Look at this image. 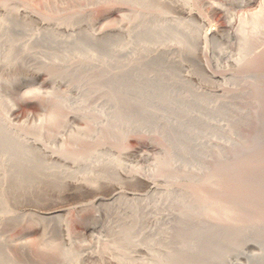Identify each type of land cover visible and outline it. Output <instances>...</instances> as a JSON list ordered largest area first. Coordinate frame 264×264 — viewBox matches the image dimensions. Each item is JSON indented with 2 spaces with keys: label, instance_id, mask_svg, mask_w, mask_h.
Returning a JSON list of instances; mask_svg holds the SVG:
<instances>
[{
  "label": "bare ground",
  "instance_id": "obj_1",
  "mask_svg": "<svg viewBox=\"0 0 264 264\" xmlns=\"http://www.w3.org/2000/svg\"><path fill=\"white\" fill-rule=\"evenodd\" d=\"M132 1L135 3H132ZM132 1L130 5H128L129 3H124L127 4L125 7L122 5L121 11L124 14L118 21H112L115 26L110 24L109 28L107 26V28H101L98 22L95 21L89 24V30L84 32L81 31L82 28L80 26H73L74 16L62 19L58 24L52 23L45 18L42 11L40 13V11L34 10L38 6L34 3L33 5L36 7L33 6V10H29L30 6L26 10H20V13L26 19L28 17L31 18L27 20H35L40 23L41 33L22 40H15L7 34L11 29L12 13L14 14V11L10 10L14 9L9 8L5 11V15H12L11 18L8 16L0 17V67L8 70L12 68V63L23 62V53L35 44L32 47L36 46L38 50L35 49V54L33 56L29 54V57H32L30 62L36 64L32 67L34 79L42 81L39 87L29 80L18 84L17 82H0V145L9 147L11 149L9 152L12 155H16V157L22 156L24 159V155L27 156L32 153L29 148H37L42 154L44 153L43 156L48 154L50 161L52 158V162H60L61 165L62 163L66 164V169L75 173L79 172V174L86 167L92 168L90 170L97 169L100 173L102 171L101 174H105L108 169L118 170L119 172L123 169L122 176L125 175L124 177H128V179L140 177L144 182L152 186V190L148 194H132L134 196L129 200L131 204L128 203L130 205H127L125 203L126 206L136 208L137 205H144V207L154 205L156 208L169 209L171 212V214L169 213L170 215L166 213L169 215L165 217L166 219H162L163 216L160 218L162 213L157 218L159 213H156L157 219H155V223L147 224L148 222L142 217L133 218L131 214L129 215V211L125 213L128 209L125 208V211H122L124 212L123 217L125 218V216L129 215L132 218L128 219V216L122 220L119 218L121 212L117 210V205L123 199V196L121 195L122 192H116L111 199H107L109 203H102L100 199V206L98 207L101 209L98 210L99 213H95L88 218L86 229L83 233L81 231L79 235L71 230L69 226L71 224L67 221L65 222L66 219L63 220L61 218L64 217L60 216L62 213L60 214L59 212L58 214L59 208L57 211L41 218L39 217L41 224H38V232H40L39 234L42 233L40 237L45 233L47 234L45 231L46 227L44 228L46 226L44 223L46 222L42 226V220L48 219L52 221L58 218L61 223H66V225H63L67 226V239L70 243L65 252V257L69 264H86L89 261L97 264H101L100 262H107L108 264H171L158 259L155 261L157 255L152 249V242L155 240L157 230L162 233L159 235H163V238L169 237L172 220L175 219V213L178 211L182 213L188 212L190 215L188 217L197 220L196 222H201L205 229L211 227L209 230H212L214 228L212 226H216L217 229L215 227V231L218 229L238 230V232L249 231L264 225V158L260 157V155L259 163L253 160L239 161L241 156L252 152L250 150L251 146L246 144V139L238 138L233 132L235 122L245 121L244 123L247 124L250 115L249 110L244 105L235 106L237 104V102L233 101L235 97L248 96L252 90L258 89L259 86L264 87V71H262L263 69L261 71L258 70L262 64L257 66L264 59V0L261 6L259 5L260 8L252 12L250 10L239 16L238 14L236 15V10L234 11V9L241 8V11H245L243 7L247 0H239L237 3L231 4L226 3L225 0H201L200 2L197 0L196 2L193 0H169L170 4L190 16L189 20L184 21L165 15L161 9L157 10L154 7L155 3L149 2V0H143L144 2L139 3L135 0ZM203 1H205L206 5H210L211 10L214 12L221 11L225 14L228 20L227 27L221 25L222 28L217 26L220 29L203 31L202 28L191 22L193 19H198L200 23L205 21L206 15L203 14L204 10H202V6L205 5ZM166 4L168 5V2ZM79 5L82 6V4ZM131 6L133 7L131 8ZM210 7L208 8L209 10ZM127 29H129L128 33L131 31L132 34H130L134 36V39L137 36L135 39L137 42L140 40H138L139 35L142 36L144 34V39L150 38L148 43L152 46L154 44L152 43L153 39L154 41L157 39L159 42V39L163 38L162 40L165 43L162 42V44L164 43L162 47H167V50L161 49L157 42L154 45L156 47L159 46L162 51L156 47L150 48L151 52L154 53L156 51L154 54L150 53V56L155 55V58H159L161 53L165 56L171 55L170 53L174 52L172 48L174 49L175 47L177 48L176 50L180 51L175 54H183L187 48L189 49V43L195 44L197 41L208 45L207 42L211 39L213 40L217 34H220L219 32L224 33V37L226 34H232L238 38L235 39L237 43L239 41V53L234 52L237 57H232L235 55H231L233 53L229 54L230 47L224 46V48L229 50L222 48L216 54L213 53V57L209 56L211 59L214 58L212 61L214 60L213 62L216 65L221 61L226 62L224 64L229 63V66L230 64L234 65V69H231V71L233 70L232 72L229 70V73H222L219 68L217 73L213 71L215 68L212 69L210 65L212 61H209L211 59L208 60V55L211 51L206 48L204 50L203 47L204 51H202L205 52V57L202 56L199 59V63L205 73V77L207 78L208 75L210 81L216 82L215 87H213V89L215 88L214 91L212 90L211 93L206 90H195L196 101L194 102H187V98L178 94V97H180L178 99L179 105L176 108H172L173 105L175 107L174 97L167 96L158 99L129 98L125 97L122 90L123 85H125L124 82L126 80L128 82V78H133V81L140 83H152L160 79L161 75L168 73V71L165 73L166 70L163 71V68H160L161 65L159 67L147 66L148 64L139 66V64L152 62L140 59L138 56H125L127 58L124 63H127V67L114 68L110 65H105L107 63L102 62L105 58L96 53L87 51L84 54L77 53L79 54L77 55L67 51V48L81 38L99 44L104 42L103 38H108L113 34L125 37L123 34L127 32ZM157 34H159V38L155 37ZM221 35L216 36V39ZM126 37L125 40H127ZM133 41L132 39L128 42L125 41L127 43H125V46L128 45L126 46L127 49L129 45L133 44ZM48 42L62 46V53L60 55H48L49 58L46 55L47 59H43L41 49L38 46L42 48ZM36 43L40 44L37 46ZM134 43L137 45L135 41ZM209 43L211 44V41ZM235 44L236 42H233V45ZM137 46L136 49H138ZM17 48L18 51L20 49L19 52ZM130 48L133 49V46L131 45ZM113 52L116 53L113 56L112 53L110 54L109 58L111 59L123 52V48L113 50ZM203 52L202 54H204ZM18 53L22 58L20 59L19 57V60H16L14 55L17 56ZM56 57L61 61V64L55 62L58 60H55ZM128 57L129 60H127ZM101 59L103 60L100 61ZM106 61L111 62L113 60L110 61L108 59ZM172 62L182 64L180 59H172ZM63 63H66V65ZM263 67L264 65L260 68ZM178 68L182 71H180L182 73V75L180 74L181 77L179 75L177 77L174 74L171 75L172 73L165 76V80L170 81L164 83L166 86H172L171 90L175 87L174 85L182 82L179 78H196L194 73H190L185 66H178ZM132 71H139L140 74H135L132 78L128 77L129 72ZM184 72L187 74H183ZM197 77L200 78V75L198 74ZM205 77L203 79L201 76L206 81ZM202 79H199V81ZM210 84L213 83L210 82ZM20 90H24L25 94L30 97L39 99V108L37 110L24 115L19 112L15 96ZM164 90L165 92L162 93L169 94V91H171L167 87ZM261 104L264 105V91L260 99ZM227 109L230 111L227 112ZM191 121H194L192 123H195V127H193L194 133L189 134V138L195 140L193 143L195 144L194 156L196 157V162L188 159V152L190 151L183 143H175L171 147L159 143L155 144L154 147L156 148L154 149L153 147V150H151V147L149 148L150 150H146L143 149L144 147L133 149V146H129V143L133 141V136L132 140L130 138L131 133L143 124L153 127V129L160 131L164 135L174 125L183 126ZM261 122H264V120H261ZM73 144L79 145L78 148L72 147ZM212 151L216 152L218 158L228 153H233L235 157L239 156V159L230 164H222L223 166L214 173L210 165H204L202 164L203 161H201L208 158ZM131 156L133 158L139 156L141 164L148 167L152 175H144L141 170L143 168L141 167L142 165L138 163L140 168L135 165L137 163L133 164L132 158L130 159ZM139 157L134 159H139ZM23 158L20 157L19 159ZM11 159L13 160L14 158ZM6 160L3 161L0 158V163L6 162ZM56 162L55 164H57ZM5 164L0 170L7 172V168H9L7 165L11 164ZM62 168L64 169V167ZM90 170L88 169L89 173ZM113 170L111 173H113ZM65 171H63L64 174ZM103 171L105 172L103 173ZM88 172L85 171L83 173L88 174ZM84 174L82 175L83 177L80 175V179L77 177L78 180L75 181L79 185L88 184L86 185L87 190L92 183H89L91 179L84 177ZM120 185L114 186L113 184V188L118 191L117 189L120 190L122 187ZM194 185H200L201 187V189L199 187L198 189L195 188L196 190H201L197 195L193 191ZM86 192L87 194L89 193L88 191ZM82 193H84V190ZM123 194L125 193L123 192ZM125 198L130 197L127 195ZM140 208L144 211L141 206L138 209ZM1 210L4 209L2 208ZM151 211H153V208H151ZM138 212L142 211L139 210ZM138 212L134 213L135 216ZM130 213H133V211L130 210ZM143 213H138V216ZM3 214L4 212L1 215ZM144 214L146 215L147 213ZM245 214L250 215V217H246ZM52 222L55 223V221ZM55 228L57 227L55 226ZM152 231L153 234L151 233ZM213 232L211 231V234ZM45 236L43 237L45 238ZM37 237L39 236L36 235V241L38 242L40 238ZM43 237L41 240H43ZM87 237L92 238L93 241L91 242L90 240L91 243L81 246L78 243V239ZM26 239H8L7 243L11 247H17V250L21 246L24 248L29 247L27 249L32 256L40 254L42 250L40 243L34 242L35 239L33 238V240L31 238L28 240L29 237ZM120 241H123L122 245L119 244ZM14 249L12 248L11 250L12 254L15 251ZM45 253L47 254V251ZM38 256L40 257L41 255ZM249 257L250 255L246 254L242 259L245 260ZM239 259H236L235 263L231 261L229 264H245L240 262ZM60 261L58 262L60 263ZM61 263L63 264V262ZM253 263L264 264V261L255 260Z\"/></svg>",
  "mask_w": 264,
  "mask_h": 264
},
{
  "label": "rangeland",
  "instance_id": "obj_2",
  "mask_svg": "<svg viewBox=\"0 0 264 264\" xmlns=\"http://www.w3.org/2000/svg\"><path fill=\"white\" fill-rule=\"evenodd\" d=\"M96 1L97 0H92V2L91 0H83V1L81 0V2L80 0H76V1L75 0H70V1L69 0H0V17L8 16L11 18V16L13 15V17L11 18L12 19L11 29L9 30L7 34L9 37H12L15 40L16 39L22 40L28 37L36 36L37 34L41 33L40 23H38L35 20L34 21L27 20L31 18L28 17L26 19L20 13V10L21 11L24 9L26 10L30 6L31 7L29 8V10H33L32 7L35 5L36 6L38 5L37 7L35 6L36 8L34 10L38 12L40 11V13L42 11V13L45 15V18L48 21L52 23H56V24H58V22H60L62 19H67L69 16H74L75 18L73 20L74 21L73 26H80V28H82L81 31L84 32L85 30L88 31L89 24H91L92 22L94 23L95 21L98 22V25L101 28H107V27L109 28L110 24L111 26H113L114 25L113 23L116 20L118 21V19L121 18L124 14V12L121 11L122 5L124 7L125 5H127L124 3H129L128 5H130L132 0L131 1L129 0L130 2L129 1L126 2L127 0L126 1L124 0H100L99 1L98 0L97 2ZM135 1L139 3V2H142L143 0H139V1L135 0ZM163 1L165 4L168 2V5L167 4L165 5ZM193 1L196 2V0H193ZM197 1L200 2L201 0H197ZM225 1L226 3L231 4V3H237L239 0H225ZM77 2L79 4H82V6L79 5ZM149 2L155 3L154 7L157 10L161 9V11L165 15L174 17L177 20H182V21L189 20L188 18L190 16H187V14L186 13L184 14V12L181 9L177 8L173 4H170L169 0H166V1L165 0H161V1L149 0ZM203 2L205 3V1ZM262 2L263 0H247V2L245 3V6L243 7L245 11H241V8L240 9L235 8L234 11L236 10L235 12H236V15L238 14V16L243 15L244 13L249 12L250 10L252 12L260 8ZM34 3L35 5H33ZM132 3H135V2L132 1ZM157 3H159L160 5ZM5 4H6V7H5ZM132 7L133 6H131V8ZM209 7L210 5L209 6L206 5V3L205 5L202 6V10H204L203 14L206 15L205 21L203 22V23L206 22L205 24L200 23L198 19H193L191 20V22H193L196 26H199L200 28H202L203 31L220 29L222 28V26L227 27L228 20L225 14L222 13L221 11L214 12L213 10H211V7L209 10L208 9ZM9 8L14 9L10 11H14L15 15L13 13L11 16L5 15L6 9L8 10ZM128 8L130 7L128 6ZM112 21L114 22L112 23ZM217 26L220 28H218ZM128 30L129 29H127V32L125 31L126 33L123 34L125 35V37L128 35L127 36L128 38L126 37L127 40H125L124 36L119 35V34H113L108 38L105 37L103 38L104 42H101L99 44L98 43L96 44V43H93L92 41H88L87 39L81 38L78 41H76V43H74L71 47L67 48V51H69L71 54H75V53L84 54L87 51L96 53L99 56H103L106 60L108 59L110 61L113 60L111 62H107L105 59L104 60L101 59L100 61L103 60L102 62L107 63L105 65H110L114 68L121 67V66H123V68L127 67L126 66L127 63L126 64L124 63L126 62V58H127L125 56H129V57L138 56L140 59H143L145 61L149 60L152 62V63H146V64H141V65L139 64V66L148 64L147 66L153 65L155 67L156 66L159 67L161 65L160 68H163V71L166 70L165 73L168 71V73H166L167 75L169 73H172L171 75L174 74L176 75V77L178 75L180 76V74L182 75L181 73L182 71L180 70V68H178V66L180 67L185 66L186 69L190 71V73H194V76L196 78L194 79L193 78L192 79L179 78L180 81L182 82L180 84L174 85L175 89L173 88L171 90L172 86H166V84L164 83V82L170 81V80L169 81L165 80L166 74L161 75L160 79H157L156 81L152 83H148V82L140 83L138 81H133L134 79L132 77H134L135 74L139 75L140 74L139 71L129 72L128 77H131L132 79L128 78L129 79L128 82L126 80L124 82L125 85H123V88H122L123 93L125 94V97H129V98L158 99L160 97H167V96L174 97L175 100L176 99L177 100L176 101L173 100L175 107L173 105L172 108H176L179 105V101H178V99L180 98L178 97L179 95L181 96L183 95L185 98H187L186 100L187 102H194L196 101V98H195L196 95L194 93L195 90H198V89L202 91L206 90L211 93H212V90L214 91L215 88L213 89V87H215L216 82L210 81V79H208V75H207V78L205 77V73L201 69V66L199 63L200 62L199 59H201L202 56L205 57V52H203L205 48L211 51L209 52L208 60L211 59L209 56L213 57V53L216 54L220 49L222 50L224 46L228 48L230 47V50L232 52L228 48H224V49L226 50L228 49L229 51L228 50L227 51L229 52V54L233 53L231 55H235V53L237 54L239 53L238 51L239 41L238 43L236 41V39L238 38L232 34H226L227 37L226 35L224 37V33L219 32L220 34H217L216 36H219L221 34L222 35L218 37L217 39L215 36L213 40L212 39L209 40L207 42L208 45H206V43L205 44L200 43L201 41L200 42L197 41L196 43L195 42L197 40L196 39L195 41H193L195 42V44L189 43V49L187 48L186 51L184 50L185 52L183 54L181 53L175 54L177 52L178 53L180 52L179 50H176L177 48L175 47L174 49L172 48L174 52L170 53L171 55L165 56L161 53L159 58L157 57L155 58L154 57L155 55L150 56V53H153L150 51V48L152 47L155 48L156 46L154 44L157 42L158 45L161 47V49L164 48L165 50H167V47H162V45H164L165 43V41L162 40L163 38L161 40L159 39V42L157 41L156 38H155L156 39L155 41L153 39L152 43L154 44L152 46L148 43L150 42V38L144 39V36H145L144 34L142 36L139 35L138 40L139 39L140 40L137 42V40H135L137 36L134 39V36L131 35L132 34L131 31H130L131 33L130 34L128 33ZM157 35H155V37L159 38V34ZM130 39L134 40L137 43V45L140 44L139 46H137L133 41V44L136 45L138 49H136V46H134L133 44H131L133 46V49L130 48L131 45H129L128 49L126 48V46L128 45L125 46V43H126L125 41L128 42ZM228 40L230 41L227 42ZM210 41L213 47L209 43ZM162 42L164 43L162 44ZM233 42L234 43L236 42V44L233 45ZM36 44L38 46V44L40 43H36ZM231 45L237 49L232 48ZM32 46L29 47L27 51H25L26 53L24 52L23 55L21 54L23 56V59H22L23 62L14 63V64L12 63V68L8 70L0 67V82L1 81H6L9 83L17 82L18 84L22 81L29 80V81L34 82L36 86L39 87L42 81H37L34 79L33 77L34 72H33L32 67L35 66L36 64L31 63L30 61L32 57H29V54L33 56L36 50L38 49L36 46L34 48ZM159 46H157L156 48H159V50L162 51ZM203 47H204V50H203ZM38 48L41 49V54H42L43 59L44 58L47 59L48 55H51V54L60 55L63 51L62 46H59L58 44L50 43V42H48L45 46H43L42 47L43 49L39 46ZM121 48H123V52H121L118 56L112 57L114 59L109 58L111 53H112V56L116 53V52L114 53L113 50H119ZM17 51H18V48H17ZM202 52L204 54H202ZM154 53H156V51ZM236 55L232 57H237ZM73 56H76V55H73ZM19 57L20 59L22 58L21 56H19V53L17 54V56L14 55V59L16 60ZM129 57L127 60H129ZM56 59L58 58L56 57L55 60ZM172 59H180V62H182V64L178 62L173 63ZM212 59L209 62H211ZM213 61L211 62L210 65L212 69L213 68L216 69V70L213 69L214 72L218 73L217 69L219 68L220 70H222V73L224 72L229 73V70L230 72H232L233 70L231 71V69H234V65L232 66L230 64L229 66L228 65L229 63L224 64L226 63L224 61H221L219 62V64H217L218 66L220 65L221 67L220 66L218 67ZM262 61H264V59ZM262 61L258 63L257 66H259V64L260 65L262 64L260 66L262 67L264 65V62ZM55 62L57 63L59 62L61 64V61L59 59L56 60ZM63 64L66 65V63H63ZM135 65L136 67H138L137 64ZM259 68L258 70L261 71L263 69L262 71H264V67L260 69ZM222 73L219 72V74L221 75ZM144 74H147V73H144ZM183 74H187V73L184 72ZM198 74L200 75V78L197 77ZM201 76L202 78L205 77L206 81L203 80L204 78L202 79ZM199 79H202L203 81L202 80L199 81ZM210 82H212L213 84H210ZM166 87L167 89L171 90L169 91V94L162 93V92H165L164 89H166ZM63 89L65 90V88ZM263 91H264V87L259 86L258 89L256 88L254 89V91L252 90V92L248 96H245L242 98L237 96L233 100L234 102H237L235 106L240 107L244 105V107L247 110H249V114H250L247 124L244 123L245 121H237L235 122L234 130H233V132L235 133V135L238 136V138H244L247 140L246 144L251 146L250 150L252 151V152H249L241 156L239 161L253 160V161L258 162L260 155H261L260 157L264 158V122H261V120H264V105L263 104L260 105V99H261ZM15 98L17 100L18 110L22 115L30 113L31 111H35L39 108L38 107L39 99L26 95L24 90L18 91V93H16ZM227 110H228L227 112L230 111L229 109ZM192 122L194 121L188 122L183 126L174 125V127L169 129L167 134L166 132L164 133L163 131H161L164 133V135L160 133V131H156L155 129H153V127L143 124L139 126L138 129L136 128L133 131V133H131L130 138L132 140V136H133V141L129 140L131 141L130 143L128 142L130 144L129 146H133L132 147L133 149L144 147L143 149H146V150H150L149 148L151 147L152 148L151 150H153V147L155 146V144H159V143L165 146H170V147L171 145H174L175 143L177 144L183 143V145L186 148H188V150L190 151L188 152V159H192L196 162L195 160L196 157L194 156L195 155L194 154L195 144L193 143L195 142V140L192 138H189V134L194 133L193 127H195L194 126L195 123H192ZM137 145H139L140 147ZM78 146L73 144L72 147L78 148ZM155 148L156 147H154V149ZM29 150H31L32 153L27 156L24 155L25 157L24 159L22 156L16 157V155H12V153L9 152L11 151L9 147L0 145V158L3 161L7 159L6 162L0 163V168H3V164L5 163H6L5 165L11 164V165H7V167H9L7 168V172L0 170V219L2 218L0 220V264H62L61 262H63V264H69L66 261V257H65L66 255L65 252L70 243L67 239L68 238L67 232H66L67 226H64L66 225L65 222L67 221L68 223L71 224L69 226L75 234L78 233L77 235H79V233L81 234V231L83 233L87 227L86 223H87L88 218H90L95 213L96 214L99 213L98 210L101 209L100 207H98L100 206V199L102 200V203L103 202L109 203V200L107 201V199H111L116 194V192H122L121 195L123 196V199H121V201L119 202L117 201L118 202L117 210H119V212L122 213V214L120 213L119 218L122 220L124 218L123 217L124 212L122 211H125L124 210L125 208L129 209V210L127 209L125 213H128L129 211V215L131 214L133 218L142 217L144 220H146V222H148L147 224H152V222L155 223V219L159 218V215L161 213L163 214V215L162 214L160 215V218L161 216H163L162 219L171 214L169 209L166 210V209L156 208V206L154 205H153L154 207L152 205L145 206V207L144 205L143 206L137 205L138 208L141 206L144 209V211L141 210V208L138 209L137 207L132 208L130 206H126L125 203L127 205L131 204L129 200H131L132 196H134L132 194H137V195L148 194L152 190V186H150L147 182H144L143 179H141L140 177L139 178L134 177V178L128 179V177H124L125 175L122 176L123 169H121L120 172L118 170L114 171L113 169L111 170L108 169V171H106L105 174H101L102 171L100 173V171H98L97 169L90 170L92 168L86 167L85 170H83V172L84 173L85 171L88 172V169H89L90 173L91 172L92 173L90 174L88 172V174H84L83 172H80L79 174V172L75 173V172H71L70 170L66 169L67 168L66 164L64 165L62 163L61 165L60 162H56V161L55 162L57 164H55L54 161L52 162V158L50 161L49 155L47 154L46 156H43L44 153L42 154L41 151H39V149L37 150V148H29ZM214 152L215 151H212L208 158L201 160L203 161L202 164L210 165L213 168L212 171L214 173L216 172V170L220 169L223 166L222 164H230L239 159V156L235 157L233 153H228L227 155H224L223 157L220 156L218 158L216 155V152L215 153ZM18 157L19 158L21 157L23 159H19ZM135 157L138 158L139 156H135ZM11 158H14V159L12 160ZM134 158L133 156H131L130 157L131 161L134 162L133 164L137 163L135 165L140 167L139 165L141 164L140 157L139 159H134ZM221 159H224V160H221ZM15 160L17 161L15 162ZM62 167H64V169ZM141 167L140 168L142 170V173H144V175H147V176L152 175L151 170L148 167H146L145 165H142ZM112 170H113V173H111ZM63 171H65V174L63 173ZM104 172L105 171H103V173ZM82 173L84 174V177H87V178L89 177L91 179L89 183H92V184L88 186L89 188L87 190H86L87 188L86 185L88 184L84 183V184L79 185L75 181L81 178V176L83 175ZM3 176L5 179L2 178ZM134 179H137V180H134ZM138 179L140 180V182ZM112 183L114 184V186L121 184L120 186L122 187L120 188V190L117 189L118 191H116L113 188ZM198 187L199 189H201L200 185L199 186L197 185L194 187L193 191L195 195L201 192V190H196L198 189ZM80 189L81 190L83 189L84 193H82L83 190L81 191ZM95 190L96 192H94ZM86 191L88 192L90 191V192L87 194ZM123 192L126 195L123 194ZM127 195L130 198L124 199V197H127ZM119 203L121 204L119 205ZM150 206H152L151 208H153V211H151V208H149ZM2 208L4 210H1ZM58 208L59 210L57 211ZM146 208L147 210H145ZM149 209L151 212L149 211ZM130 210L133 211V213H130ZM139 210L147 214L145 215L143 213L141 215L139 214L138 216V213H142V212H138ZM54 211H57L58 214L59 212L60 214L61 213L63 214L64 212V214L63 215L61 214L60 216H64L61 218H63V220L66 219L65 222L61 223L58 218L52 220V221H55V223H53L51 220L49 221L48 219H45L46 221L42 220V226L46 225L44 226V228L46 227L45 231L47 232V234L46 233L44 234L46 235L45 238L43 237L44 235L40 237V235H42V233L39 234L40 232H38L39 231L38 224L39 223L41 224L40 218ZM134 211L138 212L136 216L134 214L135 213ZM3 212L4 214L1 215ZM156 213L157 214L159 213V214L157 215ZM166 213L168 214L170 213V214L168 215ZM175 214L176 216H175V219L172 220V223H171L172 228L170 230L171 233L168 238H163L162 237L163 235H159L162 233L159 232V230L156 231L155 238H154L155 240L152 242V245H153L152 249L155 251L157 255V258L155 261H157L158 259L163 262L165 261L170 262L171 264H229L231 261L235 263L236 262L235 260L238 258H240L239 259L240 262L245 263V264H254L253 262L255 260L264 261V225L259 226L249 231L244 230V231L238 232V230H230V229H218L215 231V229H217L216 226L213 225L212 227L214 228L216 227V228L215 229L213 228L212 230L211 229L209 230V228L211 227H207L208 229H205L203 225L201 224V222H196L197 220L194 219L195 220L194 221L192 218H189L188 212L182 213L178 211ZM129 215L127 216L124 215V216L126 218ZM152 215L154 216L152 217ZM156 215H157V218H156ZM245 215L246 217H250V215L248 214H245ZM131 216H129L128 219H130ZM56 223L58 224L60 223V225ZM61 225L63 226L61 227ZM55 226L57 228H55ZM161 226H163V224H161ZM211 231L212 232L214 231V232L211 234ZM151 233L153 234V231ZM36 235L39 236L37 238H40V240L43 237V240H41V242L40 240H38L37 242ZM28 237H29L28 240H30L31 238V240L35 239L34 242H36L37 244L40 243V248L42 247L40 254H38V255H41L40 257L38 255L32 256L30 254V251L27 249L29 247L24 248L21 246L20 249L17 250L16 249L17 247H11L7 243L8 239L16 240V239H21V238L26 239ZM90 240L91 242L93 241V239L89 237L80 238L78 239V243L82 246V245H86L87 243H91ZM121 243H123V241L119 242V244ZM12 248H15L14 249L15 251L13 252V254L11 253ZM46 251H47V254L45 253ZM246 254H249L250 257L245 260L242 259L244 258ZM55 255L58 257H56ZM63 258L65 261L63 260ZM59 260H61L60 263L58 262ZM100 263L108 264L107 262L106 263L100 262ZM86 264H97V263H91L89 261Z\"/></svg>",
  "mask_w": 264,
  "mask_h": 264
}]
</instances>
